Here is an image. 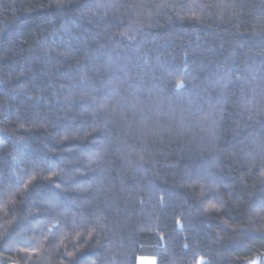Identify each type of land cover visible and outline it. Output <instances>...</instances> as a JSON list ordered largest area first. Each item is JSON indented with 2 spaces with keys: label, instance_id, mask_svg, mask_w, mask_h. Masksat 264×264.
I'll use <instances>...</instances> for the list:
<instances>
[{
  "label": "trees",
  "instance_id": "16d2710c",
  "mask_svg": "<svg viewBox=\"0 0 264 264\" xmlns=\"http://www.w3.org/2000/svg\"><path fill=\"white\" fill-rule=\"evenodd\" d=\"M262 202L264 0H0V264H264Z\"/></svg>",
  "mask_w": 264,
  "mask_h": 264
},
{
  "label": "rangeland",
  "instance_id": "374dc122",
  "mask_svg": "<svg viewBox=\"0 0 264 264\" xmlns=\"http://www.w3.org/2000/svg\"><path fill=\"white\" fill-rule=\"evenodd\" d=\"M137 264H157V260L153 258H139Z\"/></svg>",
  "mask_w": 264,
  "mask_h": 264
},
{
  "label": "snow or ice",
  "instance_id": "6c2138e0",
  "mask_svg": "<svg viewBox=\"0 0 264 264\" xmlns=\"http://www.w3.org/2000/svg\"><path fill=\"white\" fill-rule=\"evenodd\" d=\"M178 87H183V84L178 85ZM261 206L264 207V202H262ZM251 264H258V261H252Z\"/></svg>",
  "mask_w": 264,
  "mask_h": 264
}]
</instances>
